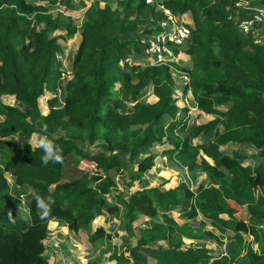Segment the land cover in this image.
<instances>
[{"label": "trees", "instance_id": "trees-1", "mask_svg": "<svg viewBox=\"0 0 264 264\" xmlns=\"http://www.w3.org/2000/svg\"><path fill=\"white\" fill-rule=\"evenodd\" d=\"M239 1L247 4L235 16ZM255 6L264 0H0V264H53L44 255L52 221L86 230L92 244L109 241L110 229L92 227L106 215L119 221L112 264H264L255 192L264 188V42L238 28ZM54 7H86L80 27ZM164 9L192 17L175 48L187 60L152 64L142 40ZM174 70L187 80L177 84ZM186 95L209 119L190 121ZM9 97L17 103H3ZM42 126L62 163L41 164L32 142ZM160 155L195 187L150 185ZM69 161L98 173L64 177ZM35 195L52 198L47 216Z\"/></svg>", "mask_w": 264, "mask_h": 264}, {"label": "rangeland", "instance_id": "rangeland-1", "mask_svg": "<svg viewBox=\"0 0 264 264\" xmlns=\"http://www.w3.org/2000/svg\"><path fill=\"white\" fill-rule=\"evenodd\" d=\"M87 1V0H86ZM92 2L93 0H89ZM243 4L238 5L234 9L235 16H238L240 14L239 9H243L245 7H242ZM87 7V6H86ZM85 8L78 7L76 9H73L71 11L65 10L63 7H54L52 8L53 12L60 13L61 15L65 16H71L74 18L76 25L80 27L81 22L83 20V14L85 11ZM184 20H186L187 23L193 25L192 22V17H190L189 14H185L182 16ZM239 26V23H238ZM239 28V27H238ZM256 31V37L257 40L260 42H264L263 35L258 33L259 30ZM71 40L67 41L65 47L64 43L62 44L65 51L68 53V47L70 48L69 44ZM69 56L65 53L61 57L62 61V77H64V81L61 83V85H64L66 82V79L68 78V73H69V62L67 61ZM181 59L187 60V57L182 55ZM183 66H186L185 63H181ZM173 76L175 78V81L177 84L181 83V81H185L184 76L185 72L183 70H174ZM60 85V86H61ZM60 91V87L58 88ZM178 91H176L177 93ZM152 95L150 94L149 91L145 92L142 95V100L147 101L152 99ZM3 103H8V104H16L17 102L15 99L12 97L4 99ZM197 110H188L187 114L189 117L192 119V116H195L197 118L196 112ZM13 140H15L16 144L22 143V137L19 135H16ZM162 148L158 147L156 148V151H160ZM162 161H163V168H156L152 169L149 173L146 175V179L148 180L150 185H157L161 184L164 180L171 179V182L173 184H176V181L178 180H185L187 181L191 187L195 185L194 179L188 172H181L179 173L178 171L176 172L175 169L170 167L168 165V159L162 155ZM161 163V162H160ZM167 164V166H166ZM93 164L88 163L86 161H81L80 165L78 166L80 169H89L93 173H98L97 170H95ZM162 165V163H161ZM160 166V164H159ZM77 165H74L72 161H69V164L64 170V177L71 178L76 176L79 173V168ZM82 167V168H81ZM161 169V170H159ZM205 176H198L195 181H200L203 180ZM204 181V180H203ZM256 195H262L264 196V188L256 189L255 190ZM19 210L22 212L23 216H26V206L24 203H21L18 206ZM243 215H246V210L243 209L242 211ZM145 218L143 216H139V218L134 222L135 225H142L143 221ZM104 225L105 230L110 229L108 233L111 234V237L109 241L103 240V242L96 241L94 244L90 243L88 241L87 233L86 230L80 229L79 232L75 233L71 230H68L63 223H58L56 221H52L50 224V235L46 241V250L44 252V255L46 258L50 260L53 264H89L90 261L95 262V264H112L110 260L108 259V251H110L113 247V245H116L117 243L120 242V239L117 238L116 236L113 235L114 231H116L119 221L114 216L106 215V216H99L93 224V229L96 227V225ZM264 227V223L262 225Z\"/></svg>", "mask_w": 264, "mask_h": 264}, {"label": "built area", "instance_id": "built-area-1", "mask_svg": "<svg viewBox=\"0 0 264 264\" xmlns=\"http://www.w3.org/2000/svg\"><path fill=\"white\" fill-rule=\"evenodd\" d=\"M152 4L153 0H145ZM247 4L244 1L237 2V5ZM167 15L158 23L155 33L143 38V54L151 60L152 64H162L174 61L176 54L175 48L188 41L191 34V28L185 23L178 21L168 10L164 9ZM239 30L246 33L255 28V30L264 31V10L260 7L253 8L247 16L239 22ZM187 80V76H184ZM226 255V252H222Z\"/></svg>", "mask_w": 264, "mask_h": 264}, {"label": "clouds", "instance_id": "clouds-1", "mask_svg": "<svg viewBox=\"0 0 264 264\" xmlns=\"http://www.w3.org/2000/svg\"><path fill=\"white\" fill-rule=\"evenodd\" d=\"M46 126H42L40 133L34 134L33 144L36 148H39L42 152L40 157L41 164L47 165L49 162L60 164L63 162V158L61 155V148L59 145L55 143L53 139H50L46 133ZM35 205L41 217H45L48 215L49 207L51 205L52 198L51 197H40L39 195H35Z\"/></svg>", "mask_w": 264, "mask_h": 264}, {"label": "crops", "instance_id": "crops-1", "mask_svg": "<svg viewBox=\"0 0 264 264\" xmlns=\"http://www.w3.org/2000/svg\"><path fill=\"white\" fill-rule=\"evenodd\" d=\"M181 22L182 23H184L183 22V19L181 20ZM182 56V54L181 53H177L176 54V57L177 58H180ZM177 93H179V92H177ZM152 99H153V97H152ZM183 100H185L186 101V105L189 107V110L190 109H192V110H197L196 109V107L192 104V102H191V100H190V96L189 95H186L184 98H183ZM197 113H196V115H197V118H195V116H192V119L190 118V121L191 122H203V121H205L206 119H209V116H205L204 114H202L201 112H199L198 110L196 111ZM189 116V115H188ZM230 147V146H229ZM160 157H161V159L163 158V156L162 155H160ZM161 163H162V165H161ZM161 163H158L155 167H153L152 169H156V168H163L164 167V165H163V161L161 162ZM159 164H160V166H159ZM168 165H169V162H168ZM166 166H167V164H166ZM171 167V166H170ZM173 168V167H172ZM151 169V170H152ZM173 169H175V168H173ZM150 170V171H151ZM159 170H161V169H159ZM175 171L177 172L178 170H176L175 169ZM179 173H181L182 171H178ZM149 175V174H148ZM148 175H146V176H148ZM201 176H203V175H201ZM204 179H205V177H204ZM203 179V180H204ZM148 181V180H147ZM180 181H185V180H178V181H176V184L178 183V182H180ZM149 183V182H148ZM164 184L165 186H175L176 184H173L172 182H171V179H167V180H164L163 182H161V184ZM195 183V185H196V182H194ZM195 185L192 187V188H194L195 187ZM104 226V225H103ZM105 227V226H104ZM108 230V229H107Z\"/></svg>", "mask_w": 264, "mask_h": 264}]
</instances>
